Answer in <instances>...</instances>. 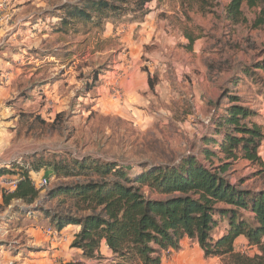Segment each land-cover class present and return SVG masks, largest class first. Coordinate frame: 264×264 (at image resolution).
Listing matches in <instances>:
<instances>
[{
	"label": "rangeland",
	"instance_id": "obj_1",
	"mask_svg": "<svg viewBox=\"0 0 264 264\" xmlns=\"http://www.w3.org/2000/svg\"><path fill=\"white\" fill-rule=\"evenodd\" d=\"M80 1L0 0L6 34L19 28L14 44L2 43L4 61L12 69L17 59L33 61L24 63L0 102V171L29 170L41 156L134 167L200 157L202 140L213 133L211 119L227 105L223 99L215 107L225 89L256 113L264 129V73L253 70L264 52V25H256L260 8L242 7L244 20L234 23L225 16L228 0H211L205 13L184 11L178 0H153L138 18L130 14L98 29L77 25L60 32L59 7ZM259 155L264 161V141ZM255 171L241 162L232 180L246 179L244 186L256 192L264 178L252 177ZM28 176L49 179L41 197L57 183L44 170ZM15 209L9 222L0 212V264L12 262L14 249L33 252L23 247L26 227L43 222L32 207L22 208L24 216ZM225 229L224 221L214 236ZM71 242L63 246L66 253ZM70 253L69 260L53 264H113L104 243L92 259ZM235 253L252 257L258 250L243 241L235 243ZM161 264L229 263L205 258L184 239L178 250L162 255Z\"/></svg>",
	"mask_w": 264,
	"mask_h": 264
},
{
	"label": "trees",
	"instance_id": "obj_2",
	"mask_svg": "<svg viewBox=\"0 0 264 264\" xmlns=\"http://www.w3.org/2000/svg\"><path fill=\"white\" fill-rule=\"evenodd\" d=\"M151 1L64 4L58 9L59 31L67 33L77 25L98 29L109 20L117 22L130 14L138 18L146 14L145 5ZM178 1L184 11L205 13L211 7V0ZM242 7L260 8L256 25H264V0H228L226 18L234 23L243 21ZM253 70L264 73V52ZM223 99L227 105L211 119L213 133L202 140L205 147L200 157H168L134 167L94 157L57 160L41 156L29 170L15 173L21 180L14 192L2 194L0 212L19 202L34 208L58 233L68 226L77 227L70 248L85 259L95 258L104 243L113 264H161L164 253L178 250L188 239L198 245L205 258L229 264H264V188L254 192L244 186L246 179L232 180L241 162L256 169L252 177L264 178V161L259 155L264 129L254 120L256 113L226 89L215 107ZM30 170H44L47 177L57 180L44 197L32 185ZM12 208V213L20 209ZM18 213L25 215L22 210ZM224 221L226 229L214 236ZM239 238L258 254L235 253Z\"/></svg>",
	"mask_w": 264,
	"mask_h": 264
},
{
	"label": "crops",
	"instance_id": "obj_3",
	"mask_svg": "<svg viewBox=\"0 0 264 264\" xmlns=\"http://www.w3.org/2000/svg\"><path fill=\"white\" fill-rule=\"evenodd\" d=\"M5 15L1 13L0 11V50L1 46L3 45L2 43L5 42L4 44H14L16 42L15 37L17 36L19 32V28H15L14 26L11 28L12 31L10 32V35L6 34L7 27H5L6 22H4ZM11 46V45H10ZM4 52H0V102L2 99L5 98L8 90V86L12 81H14V78L21 76V68L25 64L31 65L33 61L31 60H18L17 64L12 65L8 64V62H5L3 59ZM20 56V55H18ZM0 205H2V195L0 194ZM19 206V208L22 210L24 208L22 205H20L19 202H13L12 206L8 207L4 212H3V217L8 220L9 222L12 217H14L12 210V207ZM26 215L27 212L25 213ZM3 222V220H2ZM24 222V221H23ZM2 224V223H0ZM45 225H48L46 221H43L41 223V226L38 225H31L29 227H26L25 233L28 235L27 240H26V245H23L25 248H33V252H29L27 254L23 253L20 249H14L15 250V255H11L12 258L10 257L8 260H12L11 263L15 264H53L54 262L57 261H67L69 258V255L71 254V250L73 253H79L78 250L71 249L68 251V253L65 252L63 249L64 244H69L70 241L73 239L74 234L78 232V228L75 226H68L64 228L61 232H59V235L57 237H51L49 236L46 232ZM49 228V227H48ZM68 232H71V235H69ZM243 238L237 239L236 242H243ZM245 242V241H244ZM2 246H0V253L3 252ZM5 259L3 255L0 254V258ZM69 260V259H68ZM1 262V261H0Z\"/></svg>",
	"mask_w": 264,
	"mask_h": 264
},
{
	"label": "built area",
	"instance_id": "obj_4",
	"mask_svg": "<svg viewBox=\"0 0 264 264\" xmlns=\"http://www.w3.org/2000/svg\"><path fill=\"white\" fill-rule=\"evenodd\" d=\"M20 180L21 178L17 174H12V173L0 174V194L8 195L14 192ZM30 181L36 190L45 189L48 184L47 179L43 177H41L38 180H34L30 178ZM45 232L53 238L59 235L57 231L51 228L45 229ZM8 264H15V263H8Z\"/></svg>",
	"mask_w": 264,
	"mask_h": 264
}]
</instances>
